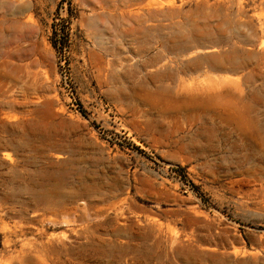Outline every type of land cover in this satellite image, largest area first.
Wrapping results in <instances>:
<instances>
[{
  "label": "rangeland",
  "instance_id": "rangeland-1",
  "mask_svg": "<svg viewBox=\"0 0 264 264\" xmlns=\"http://www.w3.org/2000/svg\"><path fill=\"white\" fill-rule=\"evenodd\" d=\"M0 264H264V0H0Z\"/></svg>",
  "mask_w": 264,
  "mask_h": 264
}]
</instances>
